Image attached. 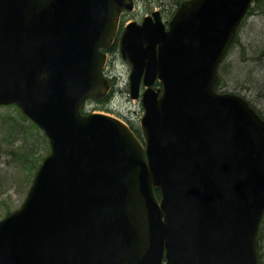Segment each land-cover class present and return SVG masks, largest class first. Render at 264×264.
Here are the masks:
<instances>
[{"label": "water", "instance_id": "1", "mask_svg": "<svg viewBox=\"0 0 264 264\" xmlns=\"http://www.w3.org/2000/svg\"><path fill=\"white\" fill-rule=\"evenodd\" d=\"M251 2L186 0L168 29L158 10L125 25L130 96L145 85L141 141L114 116L79 111L107 90L100 48L132 0H0V104L49 143L0 219V264H258L264 119L214 90Z\"/></svg>", "mask_w": 264, "mask_h": 264}, {"label": "rangeland", "instance_id": "2", "mask_svg": "<svg viewBox=\"0 0 264 264\" xmlns=\"http://www.w3.org/2000/svg\"><path fill=\"white\" fill-rule=\"evenodd\" d=\"M134 8L124 11L119 17V27L128 20L140 21L150 10L160 9L162 19L167 21L184 0H177V5L170 0H132ZM175 1V0H171ZM254 5V3L252 4ZM261 6V5H259ZM236 40L221 61L220 90L236 92L244 96L256 109L264 115V91L258 95L245 88L222 81V72L225 65L231 68L232 74L241 76L240 69L248 64L240 59L242 48L245 47L247 56L255 54V50L264 46V8H256L242 20ZM245 55V54H244ZM264 82V66L261 67ZM109 75H111L110 93L105 100L86 101L83 109L88 111L100 110L116 115L132 126L139 125L142 107L139 99H132L127 92L129 63L120 57V54H110L108 57ZM230 72V71H229ZM230 72V74H231ZM260 72V71H258ZM98 103V104H96ZM96 105V106H95ZM107 106L108 108H104ZM141 133V132H140ZM41 129L31 125L29 118L20 117L17 106L7 104L0 106V219L8 212L17 209L23 202L32 178L42 158L49 151L48 141Z\"/></svg>", "mask_w": 264, "mask_h": 264}, {"label": "trees", "instance_id": "3", "mask_svg": "<svg viewBox=\"0 0 264 264\" xmlns=\"http://www.w3.org/2000/svg\"><path fill=\"white\" fill-rule=\"evenodd\" d=\"M177 2H178L177 0L169 1V3H174V5H177ZM256 8H259L262 11V8H264V0H255L254 5L251 6L248 14L250 12L253 13ZM235 40H236V37L233 42H235ZM115 45L116 43L114 42L111 48L115 49L116 48ZM241 48H242V51H241L242 56H240V59L242 61L247 62L248 64H245V66L240 69L241 71L240 77L232 74L231 68L225 65V67H223V72H222V81L224 80L225 82H228L230 84H236L238 85V87L245 88L249 90L251 93L256 92V94L262 95L264 91V82H260L261 81L260 78L261 76H263V71L260 68L264 66V46L258 48V50L256 49L255 54L250 57L247 56V52H245V47H241ZM229 71L231 72V74ZM254 72L255 74H257V76H260V78L255 76ZM218 75H219V81L216 84V87H215L216 90H220L221 78H220L219 71H218ZM256 110L260 114V111L258 109ZM18 112L20 114V117L27 119V117L19 109H18ZM261 116L264 118V115L261 114ZM31 125L35 126L36 129L39 130V128L33 122H31ZM136 131L139 132V130H136ZM45 141H46V138H45ZM256 253H257V258H258V264H264V212L261 217V220L258 226L257 235H256Z\"/></svg>", "mask_w": 264, "mask_h": 264}, {"label": "flooded vegetation", "instance_id": "4", "mask_svg": "<svg viewBox=\"0 0 264 264\" xmlns=\"http://www.w3.org/2000/svg\"><path fill=\"white\" fill-rule=\"evenodd\" d=\"M161 15H162V13H161ZM105 51H106V53H107V60H106V62H105V65H104V68H103V73H104V75L109 79V81H110V83H111V80H112V77H111V75H109L108 73H109V71H107V68H108V57H109V55L112 53V54H114V55H118V52L116 53V50L113 52L112 50H111V48H110V46L109 47H107L106 49H105ZM93 101L94 99H91V98H89V99H87V101ZM96 102H98V101H96ZM96 104H98V103H96ZM96 106V105H95ZM82 112L83 113H86V110H82Z\"/></svg>", "mask_w": 264, "mask_h": 264}]
</instances>
